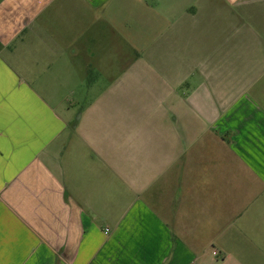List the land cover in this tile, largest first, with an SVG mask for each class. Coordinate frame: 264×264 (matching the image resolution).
<instances>
[{
    "label": "crops",
    "instance_id": "obj_1",
    "mask_svg": "<svg viewBox=\"0 0 264 264\" xmlns=\"http://www.w3.org/2000/svg\"><path fill=\"white\" fill-rule=\"evenodd\" d=\"M0 264H264V0H0Z\"/></svg>",
    "mask_w": 264,
    "mask_h": 264
},
{
    "label": "rangeland",
    "instance_id": "obj_2",
    "mask_svg": "<svg viewBox=\"0 0 264 264\" xmlns=\"http://www.w3.org/2000/svg\"><path fill=\"white\" fill-rule=\"evenodd\" d=\"M150 2H153L154 0H148ZM160 6V5H159ZM162 11V8H156V10H153L150 12L151 17H160V15L156 12ZM137 15H139L136 12ZM214 28V25L212 26ZM140 31V30H139ZM145 36L140 37L141 42H139V46L146 47V45L149 43V40H146L144 38ZM201 43V46L199 49L197 48L198 42L192 43V52H191V63L190 64H197L199 56H201V59L204 57L202 53L203 48H206L207 50H210L214 47L212 40H201L199 41ZM93 43V41H92ZM95 45H93L94 50L98 47L102 53L105 51L107 55L102 57H98L95 59H91L92 61V68L94 69V72L86 73L85 65L84 63L87 62L85 57H79L77 60L79 62L75 61V67H73L74 72L77 73V83L76 88L74 92L72 93L71 90H68L67 88L60 90L61 92L66 95L68 100H72V102H78V110H80L84 103L89 102L93 98L97 97V95L102 91V89L108 85V81L110 78L114 75H117L118 72V66L123 65L126 61H128V64L131 60L130 55L131 53H137L135 51V47L137 42L135 40H128V41H118L115 40L112 36L109 38L108 41L102 40L101 42L94 41ZM196 48H195V46ZM196 49V50H195ZM139 50V49H138ZM125 53L126 55L122 54ZM128 53V57H127ZM201 53V54H199ZM121 55H123L122 58ZM207 55V54H206ZM200 59V60H201ZM98 60V61H97ZM133 61V60H132ZM84 65V68H83ZM103 71L106 74L101 73ZM65 76V74H64ZM193 81V79H192ZM73 86V85H72ZM125 91V102H123L121 105V111L128 113V114H140L148 116V119L152 118L155 119L156 115H152V112H161L159 108H157L156 105L152 104V101L145 98L144 96H141L140 91L135 88L132 90L131 87H128ZM133 93H136L137 97L133 98ZM125 104V106L123 105ZM125 109V111H124ZM162 109L165 111V106H162ZM159 114V113H158ZM152 126V123H150V128Z\"/></svg>",
    "mask_w": 264,
    "mask_h": 264
}]
</instances>
